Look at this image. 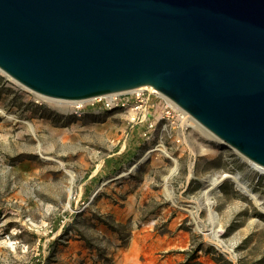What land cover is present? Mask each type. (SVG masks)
<instances>
[{
    "label": "rangeland",
    "instance_id": "rangeland-1",
    "mask_svg": "<svg viewBox=\"0 0 264 264\" xmlns=\"http://www.w3.org/2000/svg\"><path fill=\"white\" fill-rule=\"evenodd\" d=\"M81 104L76 115L0 74V264H264V213L221 179L239 175L264 209V174L194 128L144 140L124 112Z\"/></svg>",
    "mask_w": 264,
    "mask_h": 264
},
{
    "label": "water",
    "instance_id": "water-1",
    "mask_svg": "<svg viewBox=\"0 0 264 264\" xmlns=\"http://www.w3.org/2000/svg\"><path fill=\"white\" fill-rule=\"evenodd\" d=\"M0 73L67 104L151 90L264 172V0H0Z\"/></svg>",
    "mask_w": 264,
    "mask_h": 264
},
{
    "label": "built area",
    "instance_id": "built-area-1",
    "mask_svg": "<svg viewBox=\"0 0 264 264\" xmlns=\"http://www.w3.org/2000/svg\"><path fill=\"white\" fill-rule=\"evenodd\" d=\"M155 100L158 103H154ZM88 103L89 109L96 112L114 110L124 112L127 126H142L139 130V137L144 140H148L151 134L156 132L158 125H160L162 131H167V129L171 132L177 130L180 131V134L193 128L190 121L185 120V113L181 112L182 110L176 109L168 99L148 89L98 97L89 100ZM82 106V104H76L74 114L79 115L82 113ZM180 139L176 140L177 144H179ZM258 172L259 175L264 174L259 169Z\"/></svg>",
    "mask_w": 264,
    "mask_h": 264
},
{
    "label": "bare ground",
    "instance_id": "bare-ground-1",
    "mask_svg": "<svg viewBox=\"0 0 264 264\" xmlns=\"http://www.w3.org/2000/svg\"><path fill=\"white\" fill-rule=\"evenodd\" d=\"M0 74H2V73H0ZM7 78V77H6ZM7 79H9V78H7ZM9 80H11V79H9ZM12 81V80H11ZM151 91V90H150ZM153 92V91H152ZM170 102V101H169ZM81 103H83V102H79V103H76V104H81ZM171 103V105H173L176 109H178V110H181V109H179L174 103H172V102H170ZM71 104H75V103H71ZM181 112H183V111H181ZM185 113V112H184ZM186 114V113H185ZM184 114V117H185V120L187 119L188 121H190V125L194 128V129H196V130H198L202 135H204L209 141H212V142H217L216 141V139L213 137V136H211L209 133H207L204 129H202L195 121H193L190 117H188L187 116V114L185 115ZM28 128L31 130V132H34L33 131V129L31 128V126L30 125H28ZM159 152V153H161V154H163V155H166V152L164 151V149H159V148H155V149H153L151 152H150V154L152 153V152ZM147 156V154L145 155V157ZM145 157L142 159V160H140L141 162L145 159ZM42 158L44 159V160H47V161H49V160H51V158H49V157H44V156H42ZM247 162V161H246ZM249 163V162H248ZM138 164V163H137ZM137 164H135V165H133V167H132V169H135L136 167H137ZM249 164H251V163H249ZM251 166L252 167H254V168H256L257 170H258V168L256 167V166H254V165H252L251 164ZM175 172H174V170H172V174H174ZM126 174L125 173H122L121 174V176L120 177H123V176H125ZM221 179L223 180V179H229V180H231V181H233L234 183H235V186H236V188L241 192V193H243L245 196H247L263 213H264V209L263 208H261V202L259 201V199H258V197L255 195V194H253L252 193V191H250L249 189H248V187H247V185H246V183H244V182H242V181H240V177H239V175H227V174H225V175H222L221 176ZM221 179H217V178H215V177H212V178H210V180L208 181V186H207V188L204 190V192H203V195L205 196V200H206V204H205V207H206V211H207V221H208V223L209 224H211L212 226H214L215 224H216V222H217V220H216V215H215V213L213 212V210H212V202H211V197H212V195H214V194H216L217 192H218V184H219V182H220V180ZM71 192V189H69V193ZM211 234H212V238H213V240L214 241H216L217 242V244L219 245L220 244V241H217V239H216V236H215V234H214V232H211ZM221 245V244H220Z\"/></svg>",
    "mask_w": 264,
    "mask_h": 264
},
{
    "label": "trees",
    "instance_id": "trees-1",
    "mask_svg": "<svg viewBox=\"0 0 264 264\" xmlns=\"http://www.w3.org/2000/svg\"><path fill=\"white\" fill-rule=\"evenodd\" d=\"M4 90V89H3ZM54 115V114H53ZM230 231V230H229ZM228 230H227V232H229ZM88 245V244H87ZM203 250V247H198V249H196V250H194L193 251V253H192V255H191V257L190 258H188V260H193L194 258H195V254L197 253V252H201ZM50 255H52L53 254V247L51 248V251H50ZM205 253H207V254H214L213 255V257H212V259H213V261L214 262H220V261H222V262H226V261H224L215 251H213V249L212 248H208V249H206L205 250ZM226 264H228V263H226ZM257 264H260L259 262L257 263Z\"/></svg>",
    "mask_w": 264,
    "mask_h": 264
},
{
    "label": "crops",
    "instance_id": "crops-1",
    "mask_svg": "<svg viewBox=\"0 0 264 264\" xmlns=\"http://www.w3.org/2000/svg\"><path fill=\"white\" fill-rule=\"evenodd\" d=\"M139 262H137V261H135V260H132V262L131 263H129V264H138ZM139 264H154L152 261H150V260H147V261H145V262H142V263H139Z\"/></svg>",
    "mask_w": 264,
    "mask_h": 264
}]
</instances>
